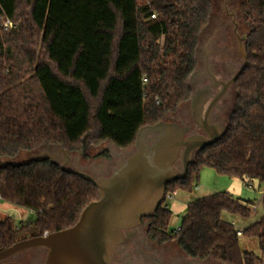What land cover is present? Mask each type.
Returning <instances> with one entry per match:
<instances>
[{"label":"trees","instance_id":"16d2710c","mask_svg":"<svg viewBox=\"0 0 264 264\" xmlns=\"http://www.w3.org/2000/svg\"><path fill=\"white\" fill-rule=\"evenodd\" d=\"M232 5L248 65L233 84L226 133L196 153L166 198L191 191L203 167L264 184V0ZM214 7V0H0V199L35 213L19 224L0 220V251L72 227L99 198L91 182L41 153L111 159L107 149L91 151L105 143L128 150L142 127L172 120L189 102ZM7 21L13 27L5 30ZM254 204L224 191L191 202L176 230L164 203L145 219L153 239L174 242L188 258L264 264V192L261 219L241 235L258 240L261 256L241 249L239 230L224 218H249Z\"/></svg>","mask_w":264,"mask_h":264},{"label":"water","instance_id":"95a60500","mask_svg":"<svg viewBox=\"0 0 264 264\" xmlns=\"http://www.w3.org/2000/svg\"><path fill=\"white\" fill-rule=\"evenodd\" d=\"M228 14L232 17L243 63L226 82L213 76L221 91L213 98L206 115L203 116V107L208 91L193 92L189 100L193 105L192 119L203 134L187 136L189 126L169 120L142 127L134 146L121 151L110 172L101 177L68 167L71 156L59 149V155L65 158L62 169L91 182L98 190V200L82 210L72 227L21 240L0 251V264H24L12 258L30 249L45 253L43 264H122L115 256L119 247L130 241L132 234L127 231L136 229L142 219L154 216L166 199L167 186L186 178L196 153L217 143L226 133L225 125L213 122L211 111L248 65L246 35L239 33L235 13ZM193 76L194 73L190 85ZM48 156L57 159L58 155ZM154 262L163 264L159 259Z\"/></svg>","mask_w":264,"mask_h":264},{"label":"rangeland","instance_id":"374dc122","mask_svg":"<svg viewBox=\"0 0 264 264\" xmlns=\"http://www.w3.org/2000/svg\"><path fill=\"white\" fill-rule=\"evenodd\" d=\"M233 1L231 2L233 3ZM214 2L215 7L212 31L205 35L204 39L202 40L201 47L203 48L210 36H213L214 33H216L215 43H212V50L215 53L214 61L218 64L228 66L233 72L234 70L238 69L243 62L241 53L238 48L237 38L233 32L234 25L232 23V17L228 14V12L235 13L236 10L234 5L230 3V0H214ZM236 20L238 21L237 15ZM5 24L6 22L3 24V26L6 28ZM199 67H201V65ZM220 74L224 77H230L231 75L228 73V70H221ZM171 119L172 120L169 121L180 122L183 120L182 117L179 116L171 117ZM103 149H107L108 151H110L111 155H113L111 158L112 163H101L100 165L102 166V168L98 171V177L104 176L106 172H110L111 167L118 159L117 155L121 153L120 150H117L108 143L101 145L99 149L92 150L91 153H96ZM42 154L52 156L58 155L57 160H59L62 164L65 161L64 156L59 155V149H50L44 151L43 153H41V155ZM25 158V155H21V157H19L16 161L21 162ZM69 164L70 165L68 167L76 169L78 166H85L86 162L81 161L79 157L75 156L71 158ZM77 169L81 170V168ZM84 171L90 173L87 170ZM224 191L230 193L235 198L251 200L255 203L252 207L253 213L249 218L244 219L227 213L224 214V218L228 221L233 222L238 230L242 231L246 227L258 222L261 219L263 215L261 199L264 192V184H260L257 180L244 181L238 178H232L227 175L218 173L214 168L203 167L200 170L198 179H195V181L193 182L191 191H178L167 196L164 204L165 207H167L172 213L169 222V229L176 230L178 227H180L182 219L186 214L187 207L191 202ZM255 207L256 210H254ZM5 217H11L16 224H19L20 222L34 219L35 213L23 207L4 202L0 199V220H3ZM144 221L148 222L147 219H145ZM239 244L243 251L252 252L258 256H261V250L256 238L240 236ZM170 245L173 247L172 255L176 257L179 256V259L182 258L181 250L176 246V244L174 242H171ZM34 253L35 252L33 251H26L25 253L19 255L18 258L28 264H42L41 261L44 260V253Z\"/></svg>","mask_w":264,"mask_h":264},{"label":"flooded vegetation","instance_id":"af4514ba","mask_svg":"<svg viewBox=\"0 0 264 264\" xmlns=\"http://www.w3.org/2000/svg\"><path fill=\"white\" fill-rule=\"evenodd\" d=\"M216 33L206 41L204 47L198 49V67L194 72L192 78V89L194 91L206 90V103L203 107V116L206 115L209 106L212 103L213 98L221 91V86H217L213 79V76L218 81H228L236 72H232L231 68L223 64H218L214 60V51L212 50V43H215ZM208 44V45H207ZM206 45L208 46V64H206ZM201 65V67H199ZM228 70V73L232 74L230 77H224L220 74V71ZM233 85L227 90L226 94L222 99L215 105L211 111V118L213 122L225 125L226 116L228 111L231 108V91ZM193 114V105L189 101L185 103L180 110L177 112L176 116L182 117V121H178L183 126H189L190 131L187 134H203V131L196 128V125L192 119ZM113 156V155H112ZM106 162V163H105ZM101 163L111 164L112 159L105 158H93L86 161L85 166H78L89 171L91 174L99 176V169L101 170ZM70 165V164H69ZM179 167V163L177 164ZM94 169V170H92ZM106 172L104 175H107ZM142 219L141 224L132 231H127V233L132 234L130 241L120 246L118 252L115 256V260L122 264H155V260L159 259L163 264H218L212 260H197L191 259L185 256L182 252V258L179 259V256L172 255V246L170 243H160L158 240L153 239L150 235V225ZM15 261H19L18 257L13 258ZM24 263V262H22ZM25 264V263H24Z\"/></svg>","mask_w":264,"mask_h":264},{"label":"built area","instance_id":"2783aa9c","mask_svg":"<svg viewBox=\"0 0 264 264\" xmlns=\"http://www.w3.org/2000/svg\"><path fill=\"white\" fill-rule=\"evenodd\" d=\"M152 18H155V15H152ZM5 25H6L5 29H7L8 27H12L13 26V24L11 22H9V21H7ZM254 210H256V207L254 208ZM238 235L241 236L242 235V231L239 230L238 231Z\"/></svg>","mask_w":264,"mask_h":264},{"label":"crops","instance_id":"0c3cea01","mask_svg":"<svg viewBox=\"0 0 264 264\" xmlns=\"http://www.w3.org/2000/svg\"><path fill=\"white\" fill-rule=\"evenodd\" d=\"M250 184H251V182H250ZM250 186H251V185H250ZM252 187H253V186H252ZM176 192H178V191H176ZM176 192H175V193H176Z\"/></svg>","mask_w":264,"mask_h":264}]
</instances>
